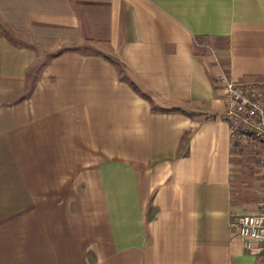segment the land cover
Masks as SVG:
<instances>
[{"label": "crops", "instance_id": "1", "mask_svg": "<svg viewBox=\"0 0 264 264\" xmlns=\"http://www.w3.org/2000/svg\"><path fill=\"white\" fill-rule=\"evenodd\" d=\"M220 73L264 84V0H0V264H264Z\"/></svg>", "mask_w": 264, "mask_h": 264}, {"label": "built area", "instance_id": "2", "mask_svg": "<svg viewBox=\"0 0 264 264\" xmlns=\"http://www.w3.org/2000/svg\"><path fill=\"white\" fill-rule=\"evenodd\" d=\"M216 82L225 96L224 120L230 143L241 148L247 141L259 154L263 191L254 214L242 215L234 226L246 251L264 250V84L234 81L220 73Z\"/></svg>", "mask_w": 264, "mask_h": 264}]
</instances>
